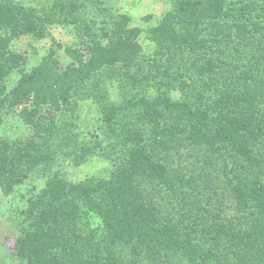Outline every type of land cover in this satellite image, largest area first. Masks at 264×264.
I'll return each instance as SVG.
<instances>
[{
	"label": "trees",
	"instance_id": "obj_1",
	"mask_svg": "<svg viewBox=\"0 0 264 264\" xmlns=\"http://www.w3.org/2000/svg\"><path fill=\"white\" fill-rule=\"evenodd\" d=\"M171 2L145 53L107 0H0V124L15 114L33 130L0 139L3 194L64 161L111 165L47 176L21 212L18 264H264V0ZM56 26L75 31L72 61L51 48L26 69L14 41ZM85 99L97 126L80 119ZM188 151L220 158L234 214L210 205L212 172L181 168Z\"/></svg>",
	"mask_w": 264,
	"mask_h": 264
},
{
	"label": "rangeland",
	"instance_id": "obj_2",
	"mask_svg": "<svg viewBox=\"0 0 264 264\" xmlns=\"http://www.w3.org/2000/svg\"><path fill=\"white\" fill-rule=\"evenodd\" d=\"M27 4L40 5L45 0H19ZM115 8L121 12H125L130 16V26H137L142 31L139 36L140 42L144 46V52L150 53L153 46L146 38V30L149 26L157 25L162 19L163 15L171 9V0H107ZM75 31L69 32L66 28L56 26L52 28L50 36L40 39L32 40L30 37H22L14 41L13 48L19 51L27 52V63L25 68L29 69L32 66L38 64L41 58L46 55L51 48L57 50V58L62 67L69 64L72 58L66 52V45L73 43L75 40ZM58 43L62 46L59 47ZM31 44L34 47H31ZM18 76L16 75L15 78ZM97 76H95L96 79ZM107 82L108 78H105ZM93 81V80H92ZM116 84V83H115ZM111 94L112 98L116 97L117 93L114 91ZM79 111L81 110V121L89 126H97V112L96 106L90 99L79 100ZM33 132L31 126L26 124L18 115L9 114L6 115L0 124V139L2 138H27ZM187 156L180 163L181 168L190 166L191 162L194 164L206 168L212 172L210 177H206L207 183L215 187L216 192H210L213 194V200L210 205L220 206L224 208L228 215L235 213L234 202L231 194L229 193L227 180L221 171L220 158L214 157L213 161L208 162V167L205 161H197L192 156V151H188ZM179 164V163H178ZM193 165V163H192ZM110 163L102 159L98 155L91 156L87 161L81 164H74L70 161H64L54 166L50 173L58 172L59 174L66 176L71 180H83L92 175L107 174ZM186 170V168L184 169ZM183 170V171H184ZM49 172L35 171L20 184L16 185L14 190L9 195H4L0 188V264H18L17 260L13 256V250L15 247L16 237L20 234L21 229V212L28 205L29 198L33 197L42 187L45 186L46 178L50 174ZM205 192L208 190H204ZM163 201V199L161 200Z\"/></svg>",
	"mask_w": 264,
	"mask_h": 264
}]
</instances>
